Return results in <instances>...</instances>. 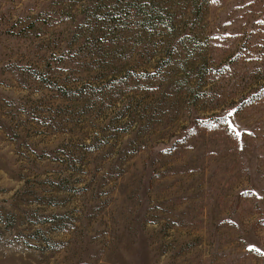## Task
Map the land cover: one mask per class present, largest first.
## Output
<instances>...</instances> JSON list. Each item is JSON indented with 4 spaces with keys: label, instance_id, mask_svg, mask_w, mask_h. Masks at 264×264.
Masks as SVG:
<instances>
[{
    "label": "rangeland",
    "instance_id": "374dc122",
    "mask_svg": "<svg viewBox=\"0 0 264 264\" xmlns=\"http://www.w3.org/2000/svg\"><path fill=\"white\" fill-rule=\"evenodd\" d=\"M0 264H264V0H0Z\"/></svg>",
    "mask_w": 264,
    "mask_h": 264
}]
</instances>
